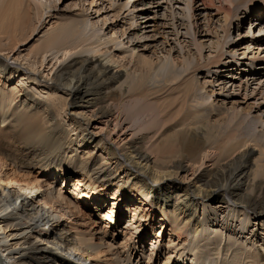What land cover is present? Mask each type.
<instances>
[{"label": "bare ground", "instance_id": "obj_1", "mask_svg": "<svg viewBox=\"0 0 264 264\" xmlns=\"http://www.w3.org/2000/svg\"><path fill=\"white\" fill-rule=\"evenodd\" d=\"M6 1L12 16L5 8ZM139 1L130 0L134 4L129 10L125 9L130 3L123 4L121 0L80 3L76 14L49 24L38 44L26 50L23 48L27 42H22L27 36L23 35L24 25L32 15L35 0H0V6H5L0 11L7 12L0 16V264H87V258L92 259L91 264H103L93 263V259L105 254V250H115L109 238L114 241L121 236L126 248L113 252L110 264H264V161L258 162L260 170L254 173L252 190L245 193L246 181L251 177L249 159L258 147L235 139L228 144L226 141L225 146L217 144L221 140L214 136L216 128L209 119L224 113L226 107L211 100L214 90H205L195 75L185 74L179 82L178 78L171 79L174 86L168 89L145 86L148 76L156 80L177 67L175 46L182 57L180 29L184 25L171 20L173 40L159 32L163 27L157 25L156 16L143 17L145 10L160 8L155 0L148 7L137 5ZM230 1L235 12L264 6V0ZM38 2L45 9L35 13V33L53 9L42 0ZM107 5L110 11L128 12L122 27L114 32V26L104 28L108 14L100 19ZM95 15L98 21L93 22ZM101 20L105 24L93 36L94 43L87 39L77 42L76 33L98 28ZM151 33L155 34L150 36ZM159 33H164L161 41ZM142 40L155 44L135 47ZM150 48L155 49L158 64L143 57ZM220 50L216 55L219 59L224 46ZM115 52L145 67L147 71H139L142 73L137 79L148 80L129 86L126 92V83L121 80L129 74L128 66L121 65ZM215 63L218 67L223 61ZM170 73L165 78L172 77ZM253 76L247 80L257 81ZM7 84L10 86L5 87ZM117 93L123 97L120 104L109 101ZM203 93L204 98L208 97L200 102L198 97ZM189 103L197 107L196 112L189 113L195 109ZM164 129L173 130L186 142L182 150L187 155L153 143ZM146 134L151 135L148 144L152 154L139 146L137 136L147 139ZM214 144L221 156L239 150L243 154L216 167L206 177L204 166L210 155L206 149ZM259 149L264 157V149ZM74 174L73 190L67 191L64 185ZM113 187L110 198L105 191ZM123 199L140 205L121 230L128 212L122 208L120 214ZM83 207L96 209L103 227L95 224L90 233L80 230ZM151 210L159 217L150 219L137 213ZM257 220H263V225L257 226L253 222ZM239 221L241 228L234 225ZM153 223L160 228L152 248L141 251ZM167 230L170 235L165 245L161 239Z\"/></svg>", "mask_w": 264, "mask_h": 264}, {"label": "rangeland", "instance_id": "obj_2", "mask_svg": "<svg viewBox=\"0 0 264 264\" xmlns=\"http://www.w3.org/2000/svg\"><path fill=\"white\" fill-rule=\"evenodd\" d=\"M42 1L44 2V4H47V6H50L51 9L52 8L53 9L48 14H47L48 11H45L47 15H45L42 23L39 25V28L35 33L32 31V24L38 19V17L36 18L35 13H37L38 9L39 10L45 9V7L42 8V5L38 2V0H35V2L31 4L33 11L30 13L32 15H29V17L26 19V23H25L26 26L24 25L25 32L23 35H27V36H24L25 38L24 40H22V42L26 41L27 43L25 44L26 47L23 49L27 50L31 48V46L32 47L36 46V44H38L37 40L42 34H44V32L49 27V24L53 23L55 20L59 18H63V19L66 18L64 20L71 18L74 14L78 12L77 9L79 8L80 3L88 5L92 2V0H87V2H85L86 0H55V1L54 0H42ZM151 2L153 1L152 0H143V1L141 0L138 2L137 5L148 7ZM155 2L157 3V5L160 6V8L145 10L143 12V17H146V16L155 17L156 16L155 20L157 22V25H159L160 27H163V28L159 27L160 28L159 32H165V35L172 38L173 40L175 38H173L174 29L170 26L171 20L175 19V22L178 23V26L183 24L184 26L181 27L180 29V41L182 42L184 50H183V54L181 55L182 57H180V55L178 54L179 53V49H177L178 47H176L175 44H173V47L175 46V49H176V53L174 56H175V59L177 60L176 61L177 67L171 70H167L166 73L162 74L163 76L160 74L156 80L155 78L151 79L153 77L150 78V76H148V79L151 82H149V80L145 78L143 80L141 79L142 81L141 80L139 81L145 82L148 80V82H145L144 84L145 86L147 85L150 86L148 87L150 89L158 88V86H161L160 88L162 87L165 88L167 86V88L165 89H168L170 85L171 87L174 86V84H171L172 83L171 79L178 78L176 82H179L180 80L186 77L185 74H188L192 76L195 75V77L198 78L197 81L200 82V85L202 84V87L205 88V90H207L208 92H210V90L212 89L214 90L215 95L212 97L211 100L216 99L217 102H219V104L222 107L223 106L226 107V110H223L224 113H221L220 115L211 116L209 119L214 124L216 128L215 130H218L216 132L215 130L213 131L214 136L217 137L218 135V137L221 140V142H217V144H222V146H225L226 141L228 144V142L230 143V141H233L235 139L239 141L240 140L247 141L248 143L245 145H249L250 147L251 146L253 147V145H256L258 147L257 148L258 151L255 152V154L249 159L251 163V165L249 164V166L251 167L249 169L248 176L251 175V177H249V180L246 181L245 193H248V192L250 193L252 190L250 186L254 178V173L256 172V170H260L258 168V165H260L259 164L260 161H264V157H262L261 149H259V148L264 149V6L257 5L252 8L250 7L249 9L242 8L238 12H235L234 6L231 4L230 0H155L154 3ZM120 3H123V4L130 3V0H121ZM133 4L134 3L131 2L128 8L125 10H129ZM4 5L7 6L8 8L5 7ZM4 5H2L3 8L5 7L6 9H9L8 11H10L11 14L9 12L8 13L10 14V16H12L13 11H11V8L8 5L7 1ZM2 6H0L1 11H2ZM105 7H107L106 11L104 10L106 13H103L100 19L103 20L105 16H107L108 14L109 18H107L108 20L105 21L106 25L104 28H107L108 26H114L113 27V32H114L118 30V28L122 27V25L124 24L122 22H124V17L127 16L128 12L126 11L122 12L120 11V9H115V10L110 11L108 5ZM6 9H4L3 11L6 12L5 11ZM4 12L3 13L1 12L0 16H2ZM171 14L173 16H171ZM48 16H52V17H48ZM117 16H119V18ZM167 16L169 18H167ZM184 17L186 18L185 20H187V22L184 21ZM96 21H98V19L96 18V15H95L93 16V22H96ZM101 21H99L98 28H95V29L89 28L88 31L85 30V32L83 30L81 32L82 34L80 32L76 33L75 38L78 40L77 42L80 41V43H83L87 39V41L89 40L88 42L90 44H91V41H93L94 43L96 40V36L95 37L93 36L97 35L98 31H100V28L105 24L104 21L102 22ZM127 27L128 26H126V28ZM187 31L189 32V34H187L188 33ZM79 33L81 34L80 36H78ZM154 34L151 33L150 36ZM163 35L164 33H159L160 37H158V40L161 41L162 40L161 38H163ZM2 38H4V36H2ZM126 42L127 40L125 41V43ZM223 42H225V45ZM137 44L138 46H135V47H139L140 45L155 44V43L145 42L142 40V43H137ZM223 46H224V53L222 54L221 59H219L218 57H216V55L218 52H221L220 49ZM150 49H151L150 52L149 51L143 52L144 53L142 54L143 57L153 60L155 64H158V60H156V56L153 53L155 49L154 48H150ZM138 51H141V49L139 48ZM235 52L237 54L236 56L234 55ZM119 53L120 52H115L116 58L119 61H122L121 65L124 66V64H126L128 66L129 74L128 75L125 74V76L121 80L123 84L126 83V85H124V88H126V92H128L129 86H136L138 84L139 81L137 79V76L140 73L139 71H143L146 69L145 67L143 68V66L140 67V64L138 65V63L134 64L135 63L134 58L129 59L128 57H126L127 59H124L123 57L124 54L122 53L119 54ZM224 54L225 56L223 57ZM122 57L124 60H122ZM237 60L238 62L240 61L239 62L240 64L238 66L239 67L243 66V68H239L236 66ZM219 61H223V63L221 66L217 67L216 63L214 64V62H219ZM252 63L254 64L255 68L253 66L251 67ZM225 65L232 66L233 67L232 70H226L227 68L225 69L224 67ZM252 68L253 70L255 69L256 71L255 72L251 71ZM169 72H172L170 73L172 74V77L165 78L167 77ZM252 74H255L256 76H253ZM147 75L149 74L146 73L145 77H147ZM229 75L230 77L228 78ZM231 76H234V78H232ZM251 76L257 79V81L256 80L254 81V79H251V81H248L247 77H251ZM197 81L196 80L194 81V85L195 83H197ZM224 81L226 84H220V83H223ZM121 82L115 86V90H116V87L122 84ZM210 83L214 86V88L210 87L209 85ZM8 86H10V84L5 85V87H8ZM3 88H4V85H3ZM221 88H224V90H220ZM200 97L203 99H201ZM206 97H208V95L207 96L205 95V98ZM111 98L109 100L110 102L112 101L115 104H120L123 97H122V94L117 93L116 96L111 97ZM178 98L180 99V94L178 95ZM198 98H199V101L201 100L200 102H202L203 100L205 101L207 99V98L206 99L204 98V93L200 95ZM189 105L195 108L189 113L193 111L196 112L197 107H195L191 103H189ZM174 121L178 122L179 119L174 120ZM96 125L101 126L98 123H96ZM113 127L114 125H111L112 129ZM92 129H94V127L91 128V131ZM176 134L174 133L173 130L164 129L159 134H157L153 143H156L158 148H167L170 151L179 153L180 155L181 154L187 155V151H185L184 148L182 150V146L186 148V144H185L186 142L182 141L180 137H178L179 135L177 134L176 136ZM5 136H7L6 133H5ZM150 136L151 135L146 134V137H148L147 139L142 136H137V139L138 138L140 139L138 141H139V146L141 147V150L152 154V149H150L151 143L148 144L149 140L151 139ZM228 136L232 138L230 139V137ZM226 137H227V140H226ZM177 139L180 141H178ZM172 143H173V146L171 145ZM182 144H185V145H182ZM258 144L262 146H259ZM215 146L217 145L214 144L213 148L208 147L206 149L207 153L210 154L209 159H208L209 161H205V166H204V169L207 168L204 171L206 177L210 176V174L213 172V170H215L216 167L220 168V166L224 165L225 163H231L235 161L240 155L243 154L241 153V150L238 149L239 151H237L236 153L229 154L228 156H221V152L218 151L217 149H214ZM184 163L189 164V161L185 160ZM36 172H38V170ZM188 173H191V172L189 171ZM183 175H186V173H184ZM76 176L77 175L74 174L71 178L70 177L67 178L68 179L67 184L64 185L65 188H67V191L70 189L73 190L72 186L74 185V180ZM113 190H114V187L109 188V190L107 189L105 193L110 198H112ZM123 202H124L123 206L121 205V207H119L120 214L123 211L122 208H124L125 211L127 210L128 212H127L126 217L122 219V222L120 224V226L122 227L121 230H124L131 216L136 214L134 210H137L138 206L140 205V202L138 201L137 202L132 201V200L124 201L123 199ZM229 206H233L232 203H230ZM152 210L150 212L149 211H138L137 213L138 215L142 214L145 217L147 216L150 219L151 218L156 219L157 217H159ZM96 212H97L96 209L94 208L92 209V207L91 209L84 208L83 215L81 216L80 214V217H79L80 218L79 221L81 222L82 220L84 221L82 222L83 227L82 228L78 227V228L80 230L86 231L87 233H90L92 228H96L95 224H97L100 227H103L104 221H102L103 219H101L100 215ZM219 219L220 220L223 219L222 214H220ZM262 219L264 220L263 217ZM263 220L262 221L257 220L253 222L257 223V226H258V223L263 225ZM98 221L99 223H97ZM157 223H158V219H157ZM235 224H237L238 228H241L240 221L235 222L234 225ZM261 225H259V228L262 227ZM158 228H160V226H156L154 225V223L152 224V228L149 230L150 235L148 236L147 240L144 242L145 245H143V249L141 247V251L149 250L152 248V242L154 240V236L156 237L157 235L156 231H158ZM72 232H74L73 235H75L76 234L75 232L77 231L74 230ZM259 233H263V232L259 231ZM163 235L164 236L162 237L161 240H163L166 245L169 240L170 231L169 230H167L166 232L164 231ZM128 236L129 235H127V237ZM244 236L246 237V234H244ZM109 241H111V243L114 244L115 246L114 248L116 249L113 251L105 250L106 253L101 254L100 255L101 258L99 256L95 257V259H93V263L102 262L103 264L105 263L110 264L109 262L111 259L110 255L113 254V252H116L118 250L123 251L126 248L125 244L122 246V243L125 241V238L123 236L115 239L114 241L111 237L109 238ZM139 251L140 249L137 252ZM135 255H136V252H135ZM91 260L92 259L87 258V264H91L92 262ZM140 264H146V261L145 262L143 261V263H140Z\"/></svg>", "mask_w": 264, "mask_h": 264}]
</instances>
